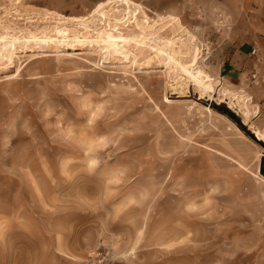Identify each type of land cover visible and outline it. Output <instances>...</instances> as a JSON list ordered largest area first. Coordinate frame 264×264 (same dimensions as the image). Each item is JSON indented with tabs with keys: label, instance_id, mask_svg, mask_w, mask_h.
Segmentation results:
<instances>
[{
	"label": "rangeland",
	"instance_id": "obj_1",
	"mask_svg": "<svg viewBox=\"0 0 264 264\" xmlns=\"http://www.w3.org/2000/svg\"><path fill=\"white\" fill-rule=\"evenodd\" d=\"M108 1L0 0V264H264V49Z\"/></svg>",
	"mask_w": 264,
	"mask_h": 264
},
{
	"label": "crops",
	"instance_id": "obj_2",
	"mask_svg": "<svg viewBox=\"0 0 264 264\" xmlns=\"http://www.w3.org/2000/svg\"><path fill=\"white\" fill-rule=\"evenodd\" d=\"M140 1V0H139ZM146 1V0H145ZM149 1V0H147ZM174 1V0H170ZM182 1V0H180ZM190 1L202 8H209L215 13L216 17L227 18V22L233 24V32H247L254 35L255 40L264 49V0H183ZM170 16H176L178 13L164 12ZM240 20V23H238ZM231 21V22H230ZM237 38V37H236ZM234 38V43L236 42ZM236 39V40H235ZM238 44L236 48H242ZM249 46H252L248 42Z\"/></svg>",
	"mask_w": 264,
	"mask_h": 264
},
{
	"label": "bare ground",
	"instance_id": "obj_3",
	"mask_svg": "<svg viewBox=\"0 0 264 264\" xmlns=\"http://www.w3.org/2000/svg\"><path fill=\"white\" fill-rule=\"evenodd\" d=\"M119 3H123V4H126L128 6L131 5V2L129 0H111L105 4L99 5L98 8L94 11V13L96 11L103 10L108 5L119 4ZM101 12L102 11H100V14H102ZM133 12H136V10ZM93 15L94 14H92L91 16H93ZM129 19L130 18H128L126 21H123V22L120 21L119 19H116L117 24L115 25L114 28L115 29L117 28V30H119V26H121V25L125 26V25H127V23H130ZM136 20H137V18H135V20H134L137 23ZM79 21L82 22V21H84V19H81ZM136 25L140 26V23H137ZM126 40H127V38L123 37L122 33L114 34V33L108 32L106 34L104 41L109 45L108 47H110V48L115 47L116 48V47L120 46L119 44L121 41H126ZM195 52H196V55L198 56L199 55L198 49H196ZM196 61H197L196 57H194L193 62L195 63ZM182 71H183V73L188 75L196 83V85H198L204 92H208L210 94H212L214 92V86H213L214 80L212 78H210L208 75L204 74L201 70L197 69V71L194 73L193 71L189 70L187 67L182 66ZM223 93L225 94L226 91H223ZM231 99H232L231 102H233V105L242 109L245 117H248L249 113H250L249 107L251 106L250 100L243 95H237V94H232ZM221 101L223 102V100H221ZM255 133L258 137L261 136V133H259L258 131Z\"/></svg>",
	"mask_w": 264,
	"mask_h": 264
},
{
	"label": "water",
	"instance_id": "obj_4",
	"mask_svg": "<svg viewBox=\"0 0 264 264\" xmlns=\"http://www.w3.org/2000/svg\"><path fill=\"white\" fill-rule=\"evenodd\" d=\"M229 116H233L232 114H228Z\"/></svg>",
	"mask_w": 264,
	"mask_h": 264
}]
</instances>
